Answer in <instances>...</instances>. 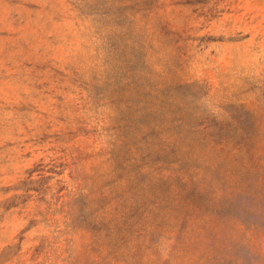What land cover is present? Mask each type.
I'll return each mask as SVG.
<instances>
[{"label": "rangeland", "instance_id": "rangeland-1", "mask_svg": "<svg viewBox=\"0 0 264 264\" xmlns=\"http://www.w3.org/2000/svg\"><path fill=\"white\" fill-rule=\"evenodd\" d=\"M220 124L264 133V0H0V264H122L90 222L121 199L126 135L161 180ZM179 227L141 264H168Z\"/></svg>", "mask_w": 264, "mask_h": 264}, {"label": "trees", "instance_id": "trees-1", "mask_svg": "<svg viewBox=\"0 0 264 264\" xmlns=\"http://www.w3.org/2000/svg\"><path fill=\"white\" fill-rule=\"evenodd\" d=\"M251 123L260 124L255 118ZM222 129L182 135V142L201 145L166 151L182 158V172L161 180L145 165L156 159V151L139 140L131 145L137 135H126L120 146L124 150L114 157L118 177L125 181L117 186L121 199L114 213L95 214L90 222L96 242L107 250L106 259L118 256L122 264H141L144 246L166 238L167 228L180 226L169 237L168 264H179L181 252L182 264H264V133ZM174 179L177 192L169 184ZM159 185L163 193H158ZM111 196L103 193L100 199L108 202ZM149 196L158 201L151 203ZM145 226L147 238L134 243L133 234Z\"/></svg>", "mask_w": 264, "mask_h": 264}]
</instances>
